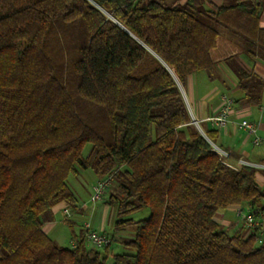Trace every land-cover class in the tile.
Here are the masks:
<instances>
[{"label": "trees", "instance_id": "trees-1", "mask_svg": "<svg viewBox=\"0 0 264 264\" xmlns=\"http://www.w3.org/2000/svg\"><path fill=\"white\" fill-rule=\"evenodd\" d=\"M263 13L264 0H0V264H264V233L215 219L264 211V169L227 164L182 92L228 65L257 104L264 81L243 55L264 59ZM88 168L117 185L114 230L134 233L111 262L114 238L103 252L44 230Z\"/></svg>", "mask_w": 264, "mask_h": 264}, {"label": "crops", "instance_id": "crops-1", "mask_svg": "<svg viewBox=\"0 0 264 264\" xmlns=\"http://www.w3.org/2000/svg\"><path fill=\"white\" fill-rule=\"evenodd\" d=\"M175 1V4L178 5L184 4L187 0ZM201 1L208 8H213L214 6L232 4L236 0H232L233 2L231 0V2L229 0ZM260 24L264 27V13ZM243 59L244 62L253 69L255 74H257L264 81V59L260 56L249 57L248 55H243ZM217 73L218 76L215 79H209L207 74L201 75V77L198 78V76H196L198 74L195 73L188 77L184 87H182V92L193 122H198V128L203 134L209 130H217L216 145L227 153L228 157L226 161L230 165L239 167L241 160L264 164V143L259 146L254 145L252 136L240 127V122L243 119L254 121L258 126V134L264 138V113L260 109L261 106H264V84L260 89V101L257 104H251L247 103L245 100L242 101L243 94L239 86L238 77L228 65H219ZM224 97L232 99L234 104L228 116L227 125L223 128H215L212 125L210 118L218 114L225 103ZM257 178L258 182L263 185L264 176L259 173ZM64 208L66 207L62 206L60 208L63 220L69 223L72 228V234L68 243V245H70L71 240H73V235L84 232L85 224L90 225V223H85L79 228L76 219H70V216H65L63 212ZM78 209L79 211L81 210L80 208ZM215 219L225 228H233V230L240 228L237 225L239 224L238 222L236 224L228 220L226 221L223 216L217 213L215 215ZM90 227L92 228V225H90ZM104 228L106 229L105 226L103 229ZM44 230L51 237V233L55 230V221L46 223L44 225ZM51 238L53 239V237ZM92 249L102 251L95 247ZM105 252L107 253V251Z\"/></svg>", "mask_w": 264, "mask_h": 264}, {"label": "rangeland", "instance_id": "rangeland-1", "mask_svg": "<svg viewBox=\"0 0 264 264\" xmlns=\"http://www.w3.org/2000/svg\"><path fill=\"white\" fill-rule=\"evenodd\" d=\"M167 3L169 6L176 5L175 0H167ZM203 5L207 7L204 3ZM196 74H198L196 76H198L199 78L201 77V75H206V72L200 71ZM90 151L91 145H88L85 150L86 156L89 155ZM97 177L98 176L95 174L94 170L92 168H88L81 169L78 175H71L68 178V184L72 188V191L74 192L77 199L76 204L70 207V219H76L79 228L85 223H90V225H92L93 230H96L97 232L101 233H106L107 235H110L111 237L115 238L113 244L108 250V262H111L113 259V255L127 252V250L123 247L119 240L132 239L134 237V233L130 228H127L123 231L114 230V222L117 219L116 209L115 207L110 206L107 203L106 199L109 194L116 192L117 185L114 180L110 183L108 193L107 195H104V198L102 200L98 202L91 201V187L93 183H95L99 179H97ZM78 208H80L81 210L79 211ZM237 209L238 207L236 206L222 208L217 212V214L223 216L226 221L228 220L236 224L238 222L239 224L237 225L239 227H244L242 225L243 222L236 216L235 210ZM149 214V209H144L142 211L133 213L131 217L135 220H138L149 216ZM54 221L55 230H53V232L51 233V237H53V239L57 241V243H59L60 245L68 246L69 238L72 234V228L69 223L63 220L60 208H57L55 211ZM104 226L106 227V229H103ZM87 246L89 247V249L94 247L89 242H87ZM100 250L103 251V248H100Z\"/></svg>", "mask_w": 264, "mask_h": 264}, {"label": "built area", "instance_id": "built-area-1", "mask_svg": "<svg viewBox=\"0 0 264 264\" xmlns=\"http://www.w3.org/2000/svg\"><path fill=\"white\" fill-rule=\"evenodd\" d=\"M225 103L215 116L210 118L212 125L215 128H223L228 123V116L234 104V101L228 97H224ZM261 111L264 113V106L260 107ZM196 126H199L197 121L193 122ZM240 127L246 130V132L252 136L253 143L256 146L261 145L264 143V138H262L258 134V126L254 121L243 119L240 122ZM214 149L221 155L222 158L225 160L227 159V153L218 147L216 144L211 142ZM229 164L228 162H226ZM230 165V164H229ZM241 165L253 166L259 169H264V164H257L252 163L246 160L240 161ZM232 166V165H231ZM234 167V166H233ZM111 183V177H104L99 178L93 185H92V193H91V201L98 202L104 198V195L107 193V190ZM236 211V216L243 222L244 229L249 233L257 232L260 236L264 233V211H250L247 209L245 205L238 206ZM66 217L71 215L69 208H64L63 210ZM85 239L87 242L91 243L95 248H105L106 246L112 243V237L107 235L106 233H100L93 230L89 224H85ZM76 240H71L70 245L76 246Z\"/></svg>", "mask_w": 264, "mask_h": 264}, {"label": "water", "instance_id": "water-1", "mask_svg": "<svg viewBox=\"0 0 264 264\" xmlns=\"http://www.w3.org/2000/svg\"><path fill=\"white\" fill-rule=\"evenodd\" d=\"M198 128V127H197ZM199 129V128H198Z\"/></svg>", "mask_w": 264, "mask_h": 264}]
</instances>
